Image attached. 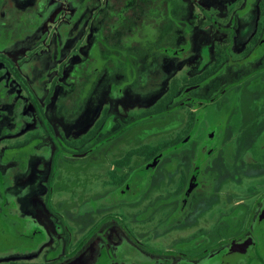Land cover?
I'll return each instance as SVG.
<instances>
[{
  "label": "flooded vegetation",
  "instance_id": "obj_1",
  "mask_svg": "<svg viewBox=\"0 0 264 264\" xmlns=\"http://www.w3.org/2000/svg\"><path fill=\"white\" fill-rule=\"evenodd\" d=\"M9 102L0 264H264V0H0Z\"/></svg>",
  "mask_w": 264,
  "mask_h": 264
},
{
  "label": "rangeland",
  "instance_id": "obj_2",
  "mask_svg": "<svg viewBox=\"0 0 264 264\" xmlns=\"http://www.w3.org/2000/svg\"><path fill=\"white\" fill-rule=\"evenodd\" d=\"M46 26H47L46 28L48 29V27L52 26V24L47 23ZM40 50L42 51V49H40ZM9 104L10 105H8V104L4 105V106H6L3 108L4 112H2V114L0 113V120L6 119V122L1 125V126H4V128L2 130H4L5 132H11V134H13V135H5L7 140H10L11 142H22L24 139H26L27 136H24V133H22L21 131H15V130H19V127H20L21 111H20V114L15 112V108H14L15 105L11 106V102H9ZM7 107H11L12 110L10 108H7ZM60 112L67 113V112H64L63 108L61 109ZM0 123H1V121H0ZM1 135H3L2 132H0V136ZM30 142H39V140L38 141L32 140Z\"/></svg>",
  "mask_w": 264,
  "mask_h": 264
}]
</instances>
